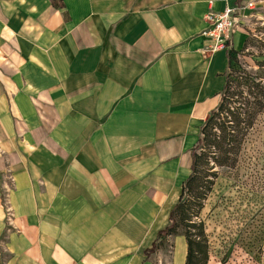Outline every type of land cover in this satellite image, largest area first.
Segmentation results:
<instances>
[{"label": "crops", "instance_id": "0c3cea01", "mask_svg": "<svg viewBox=\"0 0 264 264\" xmlns=\"http://www.w3.org/2000/svg\"><path fill=\"white\" fill-rule=\"evenodd\" d=\"M249 1L235 49L264 0H0V264L186 263L144 251L226 84L208 15Z\"/></svg>", "mask_w": 264, "mask_h": 264}, {"label": "rangeland", "instance_id": "374dc122", "mask_svg": "<svg viewBox=\"0 0 264 264\" xmlns=\"http://www.w3.org/2000/svg\"><path fill=\"white\" fill-rule=\"evenodd\" d=\"M257 27L246 33V48L244 42L234 50L229 71L234 85L241 70L263 75L259 64L264 59V35H254ZM209 160L204 169L212 168L210 172L217 178L211 174L204 178L202 189L208 179L214 184L202 208L192 210L197 213L193 222L202 223L205 229L206 264H264V110L246 137L234 167L217 166L212 157ZM185 230L181 225L180 232Z\"/></svg>", "mask_w": 264, "mask_h": 264}, {"label": "trees", "instance_id": "16d2710c", "mask_svg": "<svg viewBox=\"0 0 264 264\" xmlns=\"http://www.w3.org/2000/svg\"><path fill=\"white\" fill-rule=\"evenodd\" d=\"M51 2L54 7L63 8L62 0ZM228 54L229 70L220 102L200 128L196 143L191 149V174L185 181L179 202L170 213L169 225L158 232L151 247L144 251L145 261L159 249L162 239L177 235H182L187 240L185 264H206L208 261L204 226L192 220V217L197 216L192 210L194 207L202 208V203L214 184L213 179H208L205 189H202L204 178H209L208 174L217 178L216 173L210 172L212 168L204 169V166L210 164L209 159L212 157L217 166L234 167L246 137L264 110V71L263 75H253L247 70H241V75L236 79L239 81L234 85L229 73L234 51ZM259 66L264 70V60ZM181 225L186 229L184 232H180Z\"/></svg>", "mask_w": 264, "mask_h": 264}, {"label": "built area", "instance_id": "2783aa9c", "mask_svg": "<svg viewBox=\"0 0 264 264\" xmlns=\"http://www.w3.org/2000/svg\"><path fill=\"white\" fill-rule=\"evenodd\" d=\"M255 6L254 1H249L236 7H226L220 13L209 14L208 19L211 21V25L204 31L203 35L210 43L205 51L218 52L224 50L228 53L234 51L232 37L236 32L243 29V23H245L241 14L246 8L255 10ZM254 35L259 37L257 34Z\"/></svg>", "mask_w": 264, "mask_h": 264}]
</instances>
